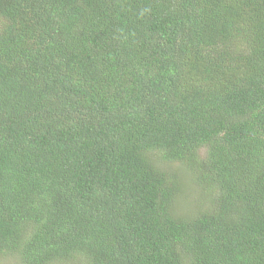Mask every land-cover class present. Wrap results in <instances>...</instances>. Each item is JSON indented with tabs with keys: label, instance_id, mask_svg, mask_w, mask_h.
Returning <instances> with one entry per match:
<instances>
[{
	"label": "trees",
	"instance_id": "16d2710c",
	"mask_svg": "<svg viewBox=\"0 0 264 264\" xmlns=\"http://www.w3.org/2000/svg\"><path fill=\"white\" fill-rule=\"evenodd\" d=\"M0 257L264 264V0H0Z\"/></svg>",
	"mask_w": 264,
	"mask_h": 264
},
{
	"label": "rangeland",
	"instance_id": "374dc122",
	"mask_svg": "<svg viewBox=\"0 0 264 264\" xmlns=\"http://www.w3.org/2000/svg\"><path fill=\"white\" fill-rule=\"evenodd\" d=\"M172 168L179 174L181 183H183V189L176 199L177 212H187L190 207L194 209L197 206L198 192L196 187L191 184L186 178V171L183 166L177 164H171ZM0 264H15L14 259L10 257H0Z\"/></svg>",
	"mask_w": 264,
	"mask_h": 264
}]
</instances>
